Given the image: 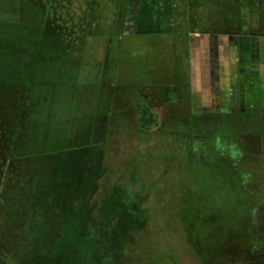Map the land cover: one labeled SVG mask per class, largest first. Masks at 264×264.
Wrapping results in <instances>:
<instances>
[{
  "label": "rangeland",
  "instance_id": "374dc122",
  "mask_svg": "<svg viewBox=\"0 0 264 264\" xmlns=\"http://www.w3.org/2000/svg\"><path fill=\"white\" fill-rule=\"evenodd\" d=\"M68 1V15L46 17L29 0H0V77L33 79V98L67 134L56 170L41 166L27 225L41 264L117 258L105 250L137 226L139 194L150 221L130 264L171 255L200 264L189 238L204 255L218 250L208 264H264V37L235 38L248 39L238 60L240 44L227 52L220 35L189 30L186 47L158 34L171 17H118L121 0H95L91 16L90 0ZM147 101L153 121L144 128L138 104ZM4 188L0 232L19 193L12 180ZM53 214L60 229L50 249L41 243Z\"/></svg>",
  "mask_w": 264,
  "mask_h": 264
},
{
  "label": "trees",
  "instance_id": "16d2710c",
  "mask_svg": "<svg viewBox=\"0 0 264 264\" xmlns=\"http://www.w3.org/2000/svg\"><path fill=\"white\" fill-rule=\"evenodd\" d=\"M187 17H182L180 29L202 32L211 35H226L230 40L239 37H264V0H185ZM46 17H58L69 12L68 0H29ZM97 9V2L90 0L87 12L91 16ZM53 23V20H51ZM177 29V28H176ZM2 77V76H1ZM0 77V200L9 192L4 188L5 182L14 181L18 200L14 213L7 219L6 230L0 232V264H41L40 245L28 243L29 221L34 220L36 207V190L38 175L45 165L48 170H56L55 155L60 144H66L67 134L59 135V127L52 118L51 112L37 98H33L32 87L37 85L33 79H23L21 75L9 81ZM35 91V90H34ZM36 92V91H35ZM140 107V126L147 128L152 120L151 101L138 104ZM45 107V109H44ZM47 111V112H46ZM246 113V112H244ZM261 117L264 113L259 112ZM68 121V120H67ZM63 142V143H62ZM22 161H32L30 169L22 168ZM41 169V170H40ZM45 180L50 185L54 182V173L45 174ZM54 179V180H53ZM49 192V191H48ZM53 194L49 192L52 200ZM146 196L137 197V226H128L123 230V238L115 242V247H109L105 252L118 254L114 260L108 255L101 256L96 264H130L136 245L133 244L137 232L143 230L150 221ZM56 219L50 216L47 220L48 229L45 231V247L56 248L58 244L59 226L54 224ZM109 221V218H107ZM93 229V228H92ZM94 237V236H93ZM40 244V243H39ZM189 250L196 252L200 264H208L216 255L212 249L204 255L200 252L196 241L189 238ZM44 247V248H45ZM33 249L36 253L33 254ZM215 251V250H214ZM219 254V252H218ZM115 255V254H114ZM131 257V258H130ZM214 257V256H213ZM217 257V256H216ZM102 260V261H101ZM103 260L105 263H103ZM144 264H160L157 259H151ZM162 264V263H161ZM165 264H180L175 255H171Z\"/></svg>",
  "mask_w": 264,
  "mask_h": 264
},
{
  "label": "crops",
  "instance_id": "0c3cea01",
  "mask_svg": "<svg viewBox=\"0 0 264 264\" xmlns=\"http://www.w3.org/2000/svg\"><path fill=\"white\" fill-rule=\"evenodd\" d=\"M120 3L122 4L121 12L118 13V17H141L139 18V22H142L145 24L142 17H171V21L169 22L170 28L167 31L159 32L158 34L167 35L168 38H176L179 37L181 39H184L185 41H177L175 40V44L179 45V43L183 42V45H186L187 42V34L185 32V29H176V21H178V25L181 26V20L180 17H187V10H186V1L185 0H121ZM21 15V12H19ZM176 17H178L176 19ZM160 20V22H162ZM163 23V22H162ZM173 28V29H172ZM133 34H140L138 29L132 31ZM220 37L227 39L228 42L230 41L231 44L226 45L225 49L228 52L231 50L232 52L235 51L236 43L238 42L240 45H238V51L236 49L235 52H237V59L243 58V50H245V45L248 43V39L246 41H233L230 40V38L226 35H220ZM213 41H211L212 43ZM227 42V41H225ZM241 42V43H240ZM234 45H233V44ZM214 44L217 46L218 49H221V41L219 43L217 41H214ZM235 46V47H234ZM233 62L231 66H233ZM232 76V75H231ZM230 76V77H231Z\"/></svg>",
  "mask_w": 264,
  "mask_h": 264
}]
</instances>
